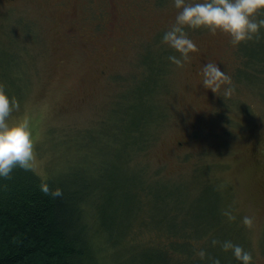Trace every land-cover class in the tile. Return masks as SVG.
I'll return each mask as SVG.
<instances>
[{
	"label": "rangeland",
	"instance_id": "1",
	"mask_svg": "<svg viewBox=\"0 0 264 264\" xmlns=\"http://www.w3.org/2000/svg\"><path fill=\"white\" fill-rule=\"evenodd\" d=\"M88 1L0 2V84L10 97H21L9 121L30 118L35 152L30 170L41 176L74 170L108 186V176L123 170V143L111 144L108 136L110 132L123 137L113 128L124 109L120 103L124 89L142 72L140 63L145 56H154V50L180 55L162 41L178 9L174 0H92L91 10ZM99 13L106 17L104 23L97 18ZM257 15L264 18V9ZM188 34L197 50L181 65L172 61L166 65L158 102L167 117L154 141L134 155L132 171L138 174L142 169L146 177L173 183L179 201L188 195L189 186L198 189L186 198L188 215L174 225L201 224L193 235H201V249L209 257L241 264L230 250L212 243L230 239L251 251L254 264H264V97L260 93L264 86L259 90L236 76L243 63L238 50L242 52L255 38L233 45L229 34L219 30L189 28ZM260 36L264 28L256 38ZM148 47L152 49L143 54ZM15 55H19L21 78L16 74L18 80L11 81ZM207 61L217 62L232 77L230 96L223 95V88L215 93L203 86L201 69ZM86 144L92 146L87 155L82 151ZM93 201L96 204L97 198ZM224 203L240 232L233 222L224 224ZM94 209L93 221L98 223ZM149 213L155 215V210L149 208ZM245 215L254 217L252 227L243 224ZM217 222L222 226L213 229ZM133 234L137 243L169 240L159 238L154 230L138 229ZM175 241L183 243L180 238ZM173 255L171 264L198 260L209 264L207 258L180 262L176 259L182 256Z\"/></svg>",
	"mask_w": 264,
	"mask_h": 264
},
{
	"label": "trees",
	"instance_id": "2",
	"mask_svg": "<svg viewBox=\"0 0 264 264\" xmlns=\"http://www.w3.org/2000/svg\"><path fill=\"white\" fill-rule=\"evenodd\" d=\"M149 49L152 48L142 53ZM154 52V56L144 57L140 63L142 72L131 80L121 101L116 103L120 101L124 109L113 129L122 132L123 137L119 139L109 132L108 139L111 144L123 143L124 160L121 174L107 175L111 182L108 186L98 181L93 183L89 176L74 170L58 175L49 171L41 176L16 167L9 177H0V264H171L173 254L182 256L176 259L180 262L196 261L200 257L201 235L194 237L193 232L199 233L201 224L174 225L181 216L188 215L186 198H192L198 189L192 191L189 186L188 195L179 201L181 195L171 189L173 183L146 177L142 169L134 174L131 167L134 155L154 141L155 132L167 117L158 97L170 61L169 53ZM238 52L243 63L236 72L237 78L260 90L264 86V36L255 38ZM12 59L16 67L11 70L14 74H10L11 81H16L19 55ZM260 93L264 97L263 89ZM14 98L18 102L21 99ZM105 131L102 134L106 136ZM91 149L86 144L82 151L87 155ZM42 180L52 188H62L63 195L52 197L42 192L39 188ZM94 197L97 203L91 204ZM93 208L95 216L100 218L98 223L93 221ZM149 208L155 210V215L149 213ZM224 209L231 210L225 203L221 205L222 214ZM222 218L224 224L234 223L239 231L233 220L224 214ZM167 222L173 226L164 227ZM212 226L217 229L222 223ZM138 229L154 230L159 238L169 240L160 245L134 242L138 236L133 233ZM176 238L183 243L176 242ZM195 263L201 264L200 260Z\"/></svg>",
	"mask_w": 264,
	"mask_h": 264
},
{
	"label": "clouds",
	"instance_id": "3",
	"mask_svg": "<svg viewBox=\"0 0 264 264\" xmlns=\"http://www.w3.org/2000/svg\"><path fill=\"white\" fill-rule=\"evenodd\" d=\"M178 9L175 21L164 31L162 41L180 55L171 54L168 59L177 65L190 59V53L197 50L198 45L189 36L188 29L206 27L210 32L218 30L229 34L231 43L252 40L261 34L264 18L257 13L264 9V0H174ZM202 84L206 89L217 93L223 88V95L230 96L234 91L232 77L217 62L207 61L202 66ZM20 105L14 97H10L0 84V177L7 178L16 167L33 168L35 159L34 141L30 118L10 122L9 117ZM39 188L52 197L63 195L60 187L52 188L46 181H41ZM229 219L232 212L222 210ZM245 226L252 227L254 217L245 215L242 218ZM213 245L219 243L224 251H231L241 264H253L254 258L250 250L230 239L212 240ZM199 256L209 260V264H222L219 257H209L206 250L201 249Z\"/></svg>",
	"mask_w": 264,
	"mask_h": 264
},
{
	"label": "flooded vegetation",
	"instance_id": "4",
	"mask_svg": "<svg viewBox=\"0 0 264 264\" xmlns=\"http://www.w3.org/2000/svg\"><path fill=\"white\" fill-rule=\"evenodd\" d=\"M28 1H36V0H0V2L6 3V4H18L22 2H28ZM89 8L88 9H93V4L92 0L88 1ZM97 18L100 20V23H104L106 21V17H104L101 13L97 14Z\"/></svg>",
	"mask_w": 264,
	"mask_h": 264
}]
</instances>
